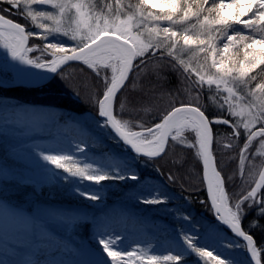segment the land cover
<instances>
[{"label": "snow or ice", "instance_id": "6c2138e0", "mask_svg": "<svg viewBox=\"0 0 264 264\" xmlns=\"http://www.w3.org/2000/svg\"><path fill=\"white\" fill-rule=\"evenodd\" d=\"M4 3L19 8L21 0ZM32 5H48L56 11L53 14L33 10ZM24 9L34 23L38 19L51 21L37 26L43 29L40 39L46 41L43 52L52 59L42 63L39 59L25 58L21 49L32 51L26 47L25 28L0 15V35L7 32L17 42L10 49L12 57L56 74H60L62 66H71L70 62L90 70L101 84L99 89L93 85L95 90L90 95L97 115L103 118L101 127L110 129L137 159L144 158L156 165L175 151L178 144L196 149L202 161L197 175L201 186L206 182L207 199L216 223L196 225L195 231L200 232L203 227L205 241L218 240L222 247L231 249L233 245L220 236L217 225H223L242 238L245 242L242 246L254 264H264V243L251 234L253 229L264 232V223L260 222L264 219V171L258 173L254 186L245 180L247 187H242L239 194H230L227 187L237 171L244 178V165L253 141L259 137L264 143V77L257 79L264 73V0H104L102 6L99 0H24ZM57 33L74 45L65 47L59 41L51 42L49 37ZM258 45L261 51H255ZM4 46L9 47L7 43ZM257 69L259 73L253 75ZM166 72L178 73L183 86L166 90L158 85L160 98H171L166 107L153 110L155 99L129 98L130 84L133 90L139 86L143 93V79L154 76L157 82L163 81L167 79ZM205 85L208 96L214 94L222 101L214 111H210L209 103L200 102ZM192 91L196 96L188 99ZM150 110V119L143 120L141 112ZM225 112L240 118L239 121L229 120ZM218 125L228 126V134L241 141L237 144L239 164L231 174L220 167L214 155ZM186 133L192 142H188ZM223 147L232 149L233 145ZM41 158L70 177L94 184L139 179L136 175L100 173L91 164L81 166L69 155L52 153ZM156 170L163 175L160 168ZM168 173L166 179L175 184L177 177L171 169ZM85 195L90 200L98 199ZM140 202L166 205L168 200L157 192ZM249 212H255V218L245 229L243 220ZM177 218L189 223L192 219L184 213H177ZM178 232L184 252L163 255L164 261L186 264L188 254L195 255L200 264H231L215 248L201 245L200 235L182 228ZM99 244L111 264H160V256L116 249L117 240L110 236L100 239Z\"/></svg>", "mask_w": 264, "mask_h": 264}, {"label": "trees", "instance_id": "16d2710c", "mask_svg": "<svg viewBox=\"0 0 264 264\" xmlns=\"http://www.w3.org/2000/svg\"><path fill=\"white\" fill-rule=\"evenodd\" d=\"M133 2H135V0H133ZM5 8H7V11H4ZM0 15H4L6 18L19 23L26 28L30 37V46H38L40 48L43 47V42L37 35V27L35 23H33L30 17L27 16L26 12L22 10L21 5L19 8H13L4 3V0H0ZM246 31L247 30H245V32ZM44 53H46L44 59L46 61H50L52 57L47 52ZM257 73H259V69H257L253 75H257ZM165 75L167 79L159 82H157L154 76L143 79V93L139 91V86H137L136 90H133L132 85L130 84L128 90L129 98L134 101H152L155 99L153 110L166 107L171 98L168 96L160 98L161 88L158 87V85H162V88L166 90H175L176 88L183 86L180 85L178 73L166 72ZM6 77L11 79L9 81L13 80L12 75L7 74ZM261 77H264V73H260L257 76V79L259 80ZM1 79L4 81L3 84L7 83L5 84L7 86L0 85V110L3 111L5 109H9L11 114H17L19 111H32L34 113H39L42 111L45 112L48 116V119L53 122L51 129L46 130L42 135L45 137V139L50 138L56 128L71 121L80 123V118H85L87 120L94 118L95 120L91 121L87 125L90 129L93 128V130L96 131L95 135L90 136L89 142L96 146L97 150L101 151L102 153L115 152L119 156L125 158L128 163H130V169L134 171V173H131L130 175H136L139 177L136 182L132 183V188H128L129 191L137 187L140 181H149V184L154 182L157 185L160 196L167 198L168 200V203L165 205L166 208L174 210L180 207L182 211H185L191 216L193 224L195 225H200L201 222L213 224L216 223L213 217V212L210 210V204L207 199L205 185L201 186L200 176L197 175L202 165V161L199 159L196 149H189L186 145L182 147L178 144L175 151L170 152L164 160H160L159 164L156 165L151 162H147L144 158H134L132 153L127 148H125L108 129L104 127L99 129L103 124V121L98 118L96 110L93 107V101L90 99V95L95 89H99L101 84L94 78V75L90 70L85 69L84 66L79 65L78 63L72 64L71 66L63 69L60 74H58L47 85L36 89L11 87L13 82L5 80L3 75L1 76ZM93 85H95V89L93 88ZM154 89L155 97L153 95ZM207 92L208 89L205 85V95L200 97V102L201 104L206 102L209 103L210 111H214L219 107V104L222 101H220L214 94L208 96ZM195 96L196 92L192 91L191 95L188 96V99H192ZM151 115L152 110L141 112L140 114L142 119L145 121L149 120ZM224 115L229 120L239 121L240 119L238 117L231 116L227 112H225ZM2 118L3 116L0 115V122L3 121ZM127 118L128 117L125 116V119ZM132 118L134 121L137 120L135 113H133ZM213 118L215 119L217 117ZM258 127L259 126H257V128ZM216 131L219 133V135L216 136L214 140V155L216 159L219 160L220 167L225 168L229 174H231L232 169L236 168L239 164L237 144L241 143V141H238L237 138H234L228 134V126L218 125L216 126ZM240 131H244L242 127ZM99 135H101L103 141H100ZM186 138L189 143L192 142V137L190 134H186ZM259 142L260 140L256 139L250 146V152L244 165V178L242 179L241 174L239 171H237L234 181L227 186L230 194H239L242 187L246 188L247 184L245 183V180L252 184V186H254L253 181L258 180V173L262 171L264 166V158L257 157L255 155V151ZM228 143L233 145L232 149H226L223 147L224 144ZM132 157L134 159H132ZM177 160L183 161V164L174 163V161ZM156 168H160L163 172V175L158 172ZM169 169H171V172L177 177L175 184L169 183L166 179L167 175L169 174ZM27 174L28 175L26 178L32 179L35 182L41 184L42 177L40 174L30 173V171H28ZM111 182H114V184H117L118 186L123 185L119 180H111ZM114 184L112 183L111 185ZM57 187L58 185L56 184V188ZM110 187L111 186L104 188L105 194L107 196L105 199L107 204L101 209L89 208V212L87 213L88 215L91 214L89 217L92 218L94 215L96 216L99 214L101 215V218L107 221H117L119 219L118 211L114 212L112 208L114 204L113 198L115 197L113 196L111 190L112 187ZM125 187L128 186L126 185L123 188ZM42 191L43 192L41 194H37L33 187L29 185H22L17 183V181L7 182L4 180V178H0V200L7 204V206L13 211L14 216H18L20 213H25L34 219V217L37 215L39 206L52 203L63 206L67 205L75 217L79 218L78 220L84 221L82 226L80 225L81 231L79 236L77 239H72L75 247L73 249H69L60 256L58 255L51 263L74 264L78 259L81 258L83 249L89 245L90 231L91 228H93V225L87 222L89 220H87V217L84 215V208H81V204L77 199L73 198L71 192H68L67 195L59 193L55 194L54 192L49 194L46 187H43ZM53 197L55 199L54 201L50 199ZM161 209L162 207L159 205L144 204L143 207H140V209H135L134 213L139 216L140 222H142V217L140 216L155 213V217H162L159 212ZM192 210L194 212H191ZM168 218L169 219H167V223L164 224L161 229V232H164L166 235L162 238V240L159 241V245H154L155 247L153 248L154 255L161 257L160 264H171V262H166L162 259L163 255L184 252V250L177 249L175 247L173 243L174 232L173 230H169L167 228L168 223H173L177 229L182 228L185 231H190V229H186L184 223L175 217L173 218V216H171ZM253 218H255V212H249L245 216L242 226L247 229L248 222ZM260 222L264 223V219H261ZM219 227L224 233L223 240L225 242L232 245L238 244L240 248L245 251L241 242L235 239L231 233L226 231L222 226L219 225ZM3 229V227L0 228V236H5L7 234L10 244L14 249L17 250L16 252H11L7 255L6 259L8 264H18L23 260L25 255L37 254V242L32 230L21 227L15 228L12 226L10 229L6 230V234H4ZM251 234L254 235V238L259 243H264V232L253 229L251 230ZM199 243L203 246L214 248L209 241H205L203 238H201ZM186 255V264H200V261L195 255ZM246 264H250L248 260Z\"/></svg>", "mask_w": 264, "mask_h": 264}, {"label": "rangeland", "instance_id": "374dc122", "mask_svg": "<svg viewBox=\"0 0 264 264\" xmlns=\"http://www.w3.org/2000/svg\"><path fill=\"white\" fill-rule=\"evenodd\" d=\"M99 2L102 6L104 0H99ZM20 5L22 10L26 12L24 0H21ZM32 9L45 10L53 14L56 11L50 6L40 8L37 5H32ZM38 23L51 24V21L38 19L35 22L37 35L40 38L43 35V29L37 26ZM49 40L51 42L59 41L65 47L74 45V42L69 41L67 37L59 33L50 36ZM42 42L43 45L46 43L44 40ZM12 43L13 46H16L15 40ZM5 44L0 38L1 83L4 82L1 79L2 75L7 81L11 79L7 78L6 75H12L10 60L8 59L10 54L9 47L6 48ZM30 48L32 51H30L28 59H39L42 63L49 62L44 59L46 53L43 52V47L30 46ZM255 51H261L259 45ZM9 82H13V80ZM0 115L3 116V121L0 122V178H4L7 182L17 181L19 184L29 185L33 187L37 194L43 192V187H46L49 194L54 192L55 194L67 195L68 192H71L73 198L77 199L81 204V208H84V215L89 220L87 222L93 225L90 231L89 245L83 249L81 258L74 264H111L110 259L103 252L99 244L100 239L109 236L117 240V244L114 247L122 252L136 250L138 254L154 255L153 248L158 246L159 241L166 235L164 232H161V229L167 223L168 217L173 216V218L178 219L177 213L188 215L180 207L171 210L166 208L165 205H159L162 207L159 210L162 217H155V213H153L140 216L142 217V222H140V218L134 213V210L143 207L144 204L140 202L141 199L152 198L158 192L156 183L152 182L149 184V181H140L137 187L131 189V191L128 188H132V183L137 180H119L123 184L121 186L114 184L111 180H107L101 184H94L70 177L68 174L53 168L52 165L41 158L42 155L46 154H64L72 156L81 166L91 164L93 169H97L100 173L110 176H128L134 173L130 169V163L125 158L115 152L102 153L89 142L90 136L95 135L96 131L93 128L90 129L87 125L91 121H94V118L90 120L80 118V123L71 121L56 128L52 136L45 139L42 135L46 130L51 129L53 124L45 112L19 111L17 114H11L9 109H5L3 111L0 110ZM102 128L100 127L99 129ZM99 137L100 141H103L101 135ZM257 140H260V142L257 145L255 155L264 158V143L261 142V138L259 137H257ZM81 148L84 149L83 152L79 151ZM134 158L132 157V159ZM28 171L40 174L42 177L41 184L26 178ZM112 183L114 185H111ZM56 184L58 185L57 188ZM126 185L128 187L123 188ZM108 186L112 187L111 190L115 197L113 198L114 204L112 208L114 212L118 211L119 219L117 221H107L101 218L99 214L94 215L92 218L89 217V215L91 216V214H87L89 208L101 209L107 204L104 188ZM85 194L97 196L98 199H87ZM50 199L52 201L55 200L54 197ZM191 212L194 211L192 210ZM78 219L67 205L63 206L52 203L39 206L34 219L25 213L14 216L13 211L0 200V228H4V234L12 226L15 228H28L33 231L37 242V254L25 255L23 260L18 264H51L55 257L60 256L71 248L73 249L75 244L72 239H77L81 231L80 227L84 223V221ZM178 220L184 223L186 229H190L194 235H200L203 238V227H201L200 232H196V225L193 224L192 219L190 223L183 219ZM205 223L207 222H201L200 225ZM167 226L169 230H173L174 232L173 243L175 247L184 250L182 242L179 240L178 229L171 222ZM217 227L220 230V236L223 238V231L219 225ZM209 242L216 249L217 253L229 259L231 264L247 263L245 251L238 244H233V247L228 249L222 247L218 240ZM16 251L10 244L7 234L0 236V264H8L7 255Z\"/></svg>", "mask_w": 264, "mask_h": 264}, {"label": "water", "instance_id": "95a60500", "mask_svg": "<svg viewBox=\"0 0 264 264\" xmlns=\"http://www.w3.org/2000/svg\"><path fill=\"white\" fill-rule=\"evenodd\" d=\"M38 7L40 8H47L48 5H45V6H42V5H37ZM8 19V18H7ZM14 22V21H13ZM16 23V22H14ZM21 25V24H20ZM23 26V25H21ZM24 27V26H23ZM25 28V27H24ZM25 34L28 35L27 33V30L25 28ZM26 47L27 48H30V37L28 35V40L26 42ZM21 54L25 57V58H28L30 52H24L23 49H21ZM10 60V71H11V74H12V78H13V84L11 85V87H16V88H26V89H36V88H40V87H43L45 85H47L49 82H51L58 74L56 73H51V72H48L45 76L39 78V79H35V80H27V79H24L20 73V65L22 63V61L20 59H16V58H8ZM77 62H70V64H75ZM66 67L68 66H62L63 69H65ZM58 71H62V70H58ZM0 85L1 86H7V85H4L0 82ZM98 118L103 121V118L99 117ZM111 134L118 140V138L115 136V134L110 130L108 129ZM119 141V140H118ZM125 148H127L131 153L132 155H134L136 157V154L131 150L130 147H127L123 144V142L119 141ZM262 171H264V166H263V169ZM205 190H206V195L207 194V187H206V182H205ZM209 204L211 203L210 200H208ZM213 217H214V214H213ZM215 220V218H214ZM222 226L226 231H228L229 233H231V235L237 239L239 242H241L242 244H244L245 242L242 240L241 237H237L235 236L229 229H227L225 226L223 225H220ZM245 255H246V259L249 261L250 264H254V262H252V259L250 257V254L248 252H245Z\"/></svg>", "mask_w": 264, "mask_h": 264}, {"label": "bare ground", "instance_id": "6f19581e", "mask_svg": "<svg viewBox=\"0 0 264 264\" xmlns=\"http://www.w3.org/2000/svg\"><path fill=\"white\" fill-rule=\"evenodd\" d=\"M0 38L3 42L9 45V52H10L9 58H11L12 54H11L10 49L12 47H16V46H13V43H12L13 39L7 34V32H5L4 35H0ZM20 73L24 79L35 80V79H39L45 76L48 73V71L46 69L36 67L32 64H27V63L22 62L20 65Z\"/></svg>", "mask_w": 264, "mask_h": 264}]
</instances>
